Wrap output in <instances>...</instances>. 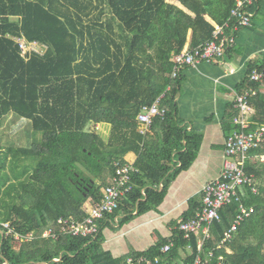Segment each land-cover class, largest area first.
<instances>
[{
  "label": "trees",
  "instance_id": "1",
  "mask_svg": "<svg viewBox=\"0 0 264 264\" xmlns=\"http://www.w3.org/2000/svg\"><path fill=\"white\" fill-rule=\"evenodd\" d=\"M178 1L185 9L167 0H0V119L17 116L40 133L30 147L0 151V222L8 221L21 234L36 233L32 240L16 242L0 225V263L127 264V257L143 255L150 264H194L197 237L188 241L176 228L168 239L125 257H113L101 246V222L117 215L122 224L159 205L169 183L193 162L201 142V135L187 130L177 116L180 72L171 78V57L184 48L188 30L189 48L210 39L214 25L227 20L236 0ZM255 8L254 0L247 9ZM16 37L48 48L42 56L25 59ZM262 66L264 58L249 61L236 89L257 90L249 100L250 119L260 125L264 83L249 82L248 75ZM158 97L166 113L152 123L164 133L152 146L138 131L137 115ZM233 113L222 121L225 136L235 129V109ZM97 125H109V135H102ZM131 152L136 154L132 188L112 214L98 221L95 236L41 237L46 229L59 231L61 216L82 218L87 199L99 202L114 163ZM245 171L253 174L257 191L247 187L243 200L255 210L217 250L237 205L220 210L221 219L203 248L214 249L206 264H264V138L247 153ZM201 200L202 195L190 199L182 218L192 217ZM169 240L173 246L162 253Z\"/></svg>",
  "mask_w": 264,
  "mask_h": 264
},
{
  "label": "built area",
  "instance_id": "2",
  "mask_svg": "<svg viewBox=\"0 0 264 264\" xmlns=\"http://www.w3.org/2000/svg\"><path fill=\"white\" fill-rule=\"evenodd\" d=\"M254 0H236L235 6L231 9L230 15L221 24H215L212 36L204 43L192 47L184 48L179 53L173 54V71L171 78H175L183 68L196 66L199 63L221 61L225 53L229 50L236 39V32L240 28L249 27L252 24L253 12L247 7ZM20 54L28 59L31 55H44L47 45L36 40L29 41L24 37H16ZM249 82L264 83V66L254 68L248 75ZM260 90L264 91V84ZM257 90L249 87L242 92H236L233 99V107L236 114L233 117L235 129L225 136L223 145V161L218 176L207 182L202 188V200L200 207L195 214L188 218L177 220L175 228L183 234V238L190 241L193 234L196 235L198 251L195 255L194 264H206L214 257V249L207 252L203 250L206 241L211 237V230L214 222L221 219L220 210L229 203H236L237 212L229 228L224 232L223 238L217 246L221 249L237 231L238 226L249 218L254 212L253 205H247L243 197L247 187L251 192L256 193L257 188L254 183L253 174L245 171V161L247 153L263 141L264 125L253 122L250 117L253 112L250 106V97L255 95ZM166 108L161 104V97L153 103L144 105L137 115L139 123V133L145 135L151 127L155 117H164ZM136 171L133 162L116 161L114 163V173L112 179L102 189V199L92 204L86 209V214L80 218L71 216H61L56 223L59 231L54 232L51 228L44 230L41 237L56 239L63 235L91 237L99 231L98 221L105 215L112 214L118 207L119 200L132 188L131 176ZM4 235L12 236L14 241H29L36 237L35 232L21 234L14 230L8 221L1 222ZM173 246V241L161 247L160 251L166 253ZM187 250H191V245L187 244ZM218 260L223 256L219 255ZM158 262V259H154ZM127 264H150L152 260L146 256L126 259ZM0 264H7L1 262Z\"/></svg>",
  "mask_w": 264,
  "mask_h": 264
},
{
  "label": "crops",
  "instance_id": "3",
  "mask_svg": "<svg viewBox=\"0 0 264 264\" xmlns=\"http://www.w3.org/2000/svg\"><path fill=\"white\" fill-rule=\"evenodd\" d=\"M255 1L252 25L236 32L235 43L221 61L202 62L180 71L177 116L187 130L201 135L199 148L190 166L180 171L169 183L159 205L134 215L122 224L118 223L122 216L117 215L113 220L101 222V246L113 257L146 251L160 239L171 237L177 220L189 211L190 199L197 196L200 199L203 186L218 176L225 139L222 121L234 114L233 106H230L237 87L247 75L248 62L262 61L264 58V0ZM167 2L185 9L178 0ZM206 18L215 24L208 16ZM190 32L188 30L184 48L190 47ZM97 128L102 135H109V125H97ZM163 133L159 125L153 126L152 123L146 139L153 146L156 141L160 142ZM19 141L16 138L17 147H20ZM135 159L136 154L132 152L124 157V161L128 162H134ZM92 204L93 201L87 199L83 204L84 210Z\"/></svg>",
  "mask_w": 264,
  "mask_h": 264
},
{
  "label": "rangeland",
  "instance_id": "4",
  "mask_svg": "<svg viewBox=\"0 0 264 264\" xmlns=\"http://www.w3.org/2000/svg\"><path fill=\"white\" fill-rule=\"evenodd\" d=\"M16 138L20 139L18 142L20 143V147H30L33 141L40 138V133H35L33 131L30 121L28 120L21 119L17 116H9L4 119L1 118L0 151L17 147ZM105 184H107V182ZM182 256H184V253H182Z\"/></svg>",
  "mask_w": 264,
  "mask_h": 264
}]
</instances>
